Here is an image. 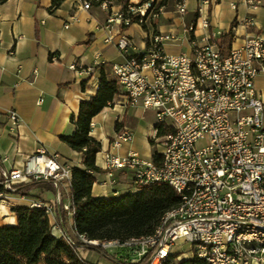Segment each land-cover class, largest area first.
Masks as SVG:
<instances>
[{
	"label": "built area",
	"instance_id": "2783aa9c",
	"mask_svg": "<svg viewBox=\"0 0 264 264\" xmlns=\"http://www.w3.org/2000/svg\"><path fill=\"white\" fill-rule=\"evenodd\" d=\"M96 1L103 10L113 8V0ZM165 1L129 4L112 13L102 28L103 43L115 46L126 58L113 66L119 96L154 115L150 142L153 156L159 157L157 165L135 153L126 157L109 153L106 170L131 174L135 192L150 184H167L179 196L180 205L162 218L151 236L126 242L78 240L83 246L101 248L115 260L124 252V260H117L121 264H166L178 256L174 250L180 245L189 248L198 264H264V96L255 87L256 79L264 75V37H251L243 47L222 52L218 45L222 34L211 32L200 46L192 24L180 34L148 35L149 49L138 53L127 30L158 20ZM185 2H177L180 15L186 14ZM209 7L210 0H198L199 14ZM90 9V3L83 4V10ZM198 21L204 31L210 30L207 18ZM246 24L253 28L255 20ZM184 39L189 41L190 54L173 56L164 51L166 44ZM7 121L13 128L21 122L15 112ZM133 139L134 133L125 129L111 146L119 149ZM17 157V167L0 176V202L9 194H19L21 184L50 183L54 199L28 208L44 209L49 220L60 215L61 222L66 218L73 226L71 199H64L71 195L72 169L41 144L33 155ZM6 164L8 159L0 156V167ZM19 197L26 202V196ZM60 232L68 243H75L66 228ZM78 253L86 258L89 251L81 247Z\"/></svg>",
	"mask_w": 264,
	"mask_h": 264
},
{
	"label": "crops",
	"instance_id": "0c3cea01",
	"mask_svg": "<svg viewBox=\"0 0 264 264\" xmlns=\"http://www.w3.org/2000/svg\"><path fill=\"white\" fill-rule=\"evenodd\" d=\"M145 0H130L138 5ZM91 3L89 11L83 10L84 3ZM178 0H166L161 17L145 27L132 26L127 30L138 53L149 49L148 35L180 34L190 25H196L194 34L198 45L206 44L211 32L227 35L232 32V48H241L251 37H264V0H210L208 10L198 12V0H186V14L177 10ZM252 2V5L249 4ZM113 8L103 10L91 0H65L55 8L52 0H0V156L8 159V164L0 167L10 171L17 167L18 155L31 156L41 144L51 154L60 157L61 163L69 168L82 169L83 156L71 150L60 141L63 136L74 133L72 117H77L81 102H88L100 88V67L113 77V66L126 61L115 46L102 41L104 28L112 13L123 8L121 0H113ZM200 17L207 18L208 32L201 28ZM75 18L77 21H74ZM255 20V27H248V19ZM91 42L90 45H87ZM164 51L173 56L190 54L187 39L177 44H166ZM83 84L85 89L83 90ZM258 95L264 96V75L255 82ZM15 112L20 119L17 128L7 121V116ZM154 115L140 107H133L122 96L115 97L113 107L105 109L92 121L91 137L101 143L102 152L96 157V166L103 173L95 175L92 189L95 199H115L131 192L132 175L125 171L106 170V157L110 153L126 157L138 154L143 160H153L150 144L154 128ZM118 125V129L116 128ZM128 129L134 139L113 149L111 144L118 134ZM115 183L110 186V183ZM26 196L21 203L19 194H9L0 202V227L15 226L17 219L13 210L28 207L35 202H50L55 190L50 183L36 186L31 183L18 186ZM21 195V194H20ZM65 201L70 200L65 195ZM55 237L60 238L66 230L75 236L73 226L66 219L65 225L60 215L50 219ZM174 253L178 262L191 261L189 248ZM123 252L117 256L124 260ZM116 259V258H115ZM99 261L100 257H95ZM102 264H110L104 260Z\"/></svg>",
	"mask_w": 264,
	"mask_h": 264
},
{
	"label": "trees",
	"instance_id": "16d2710c",
	"mask_svg": "<svg viewBox=\"0 0 264 264\" xmlns=\"http://www.w3.org/2000/svg\"><path fill=\"white\" fill-rule=\"evenodd\" d=\"M63 1L52 0L53 6L58 8ZM91 1L96 6L100 5L96 0ZM129 1L121 0L124 10ZM231 39L232 32L220 37L218 45L222 52L230 50ZM100 74L97 94L88 102H81L78 116L71 119L74 133L60 138L62 143L83 156V168L72 170L70 205L74 215L73 230L77 239L85 237L99 243L126 242L153 235L162 218L180 205V198L163 183L150 184L137 192L131 190L129 194L115 199H95L92 196L95 175L103 171L96 166V157L102 152V145L91 137V124L105 109L113 107L115 97L121 94L117 82L105 73L104 67H100ZM85 86L83 84V90ZM160 134L163 135L164 131ZM153 162L159 164L157 155L153 156ZM37 184L31 183V186ZM17 188L18 193L23 194L25 189ZM13 213L17 224L0 227V264H101L102 260L121 264L101 248L70 244L65 238L55 237L44 209L18 207ZM62 221L65 225L66 218ZM81 247H85L90 256L82 258L78 253ZM94 256L100 257V260H95ZM178 258L174 256L166 264H198L193 260L178 262Z\"/></svg>",
	"mask_w": 264,
	"mask_h": 264
},
{
	"label": "rangeland",
	"instance_id": "374dc122",
	"mask_svg": "<svg viewBox=\"0 0 264 264\" xmlns=\"http://www.w3.org/2000/svg\"><path fill=\"white\" fill-rule=\"evenodd\" d=\"M69 234H70L71 237H73V240L75 241V243H77V244H81L80 241H79L74 235H72L71 233H69ZM186 249H187V247H186V248H183V247H182V248H179L178 251H181L180 254H182V253H183L182 251H184V250H186ZM87 256H90V253H88ZM94 257H95V256H94Z\"/></svg>",
	"mask_w": 264,
	"mask_h": 264
}]
</instances>
